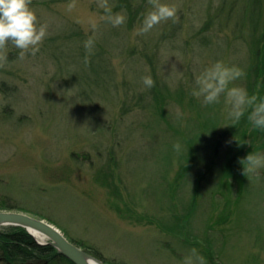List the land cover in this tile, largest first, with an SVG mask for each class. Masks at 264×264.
I'll return each instance as SVG.
<instances>
[{"label":"rangeland","instance_id":"374dc122","mask_svg":"<svg viewBox=\"0 0 264 264\" xmlns=\"http://www.w3.org/2000/svg\"><path fill=\"white\" fill-rule=\"evenodd\" d=\"M249 1L162 0L179 6L182 30L175 43L163 37L173 20L138 35L141 22L120 35L97 0H76L72 10V0H33L48 35L23 59L9 44L0 67V82L16 88L0 90V202L9 198L13 210L49 220L107 264H183L192 249L205 264H264V169L250 175L241 192L237 182L227 189L229 136L214 165L209 161L214 139L232 126L228 107L223 96L205 105L192 94L196 75L216 62L239 67L244 75L234 84L245 88L250 50L241 18L258 11ZM260 12L264 18V0ZM208 13L218 17L213 26L221 36L203 45L197 31ZM71 28L103 40L113 66L97 56L98 73L84 63L79 43L61 38ZM145 51L155 54L170 93L183 89L184 96L173 97L164 116L137 108L122 117L117 98L124 85L116 98L108 75L114 68L119 84L125 78L131 84V95L143 92L142 78L153 70ZM88 153L90 159L80 156Z\"/></svg>","mask_w":264,"mask_h":264},{"label":"trees","instance_id":"16d2710c","mask_svg":"<svg viewBox=\"0 0 264 264\" xmlns=\"http://www.w3.org/2000/svg\"><path fill=\"white\" fill-rule=\"evenodd\" d=\"M112 7V13H123L126 16L125 23L118 26L119 28L118 34L122 35V32L125 30L133 29L137 24L143 22L145 15L151 8V5L148 3V0H112L110 3ZM249 7L256 8L258 11L255 13L252 12L251 16L242 17V28L246 33L241 35L244 38V41L249 46V64L245 66L246 68V76L245 79V89L248 91L249 95H257L260 98H264V18H262V13L260 12L261 8V0H250ZM234 6H230L228 12V19L232 17L234 12L232 11ZM105 13L103 9L100 10ZM257 13H259L257 15ZM218 17H213L212 15L205 17L202 27L197 31V36L201 44L207 45L212 43L214 35L219 31L214 28L215 19ZM182 19L178 18L175 21L173 27H171L170 32H165L163 37L171 39L176 43L177 38L179 36L180 31L182 30ZM109 22V21H107ZM239 23V22H238ZM237 23V24H238ZM107 24V23H106ZM118 29V28H117ZM221 30V29H220ZM64 38V43L71 42V45H75V43H79L77 45V51L81 52V57L84 60V57L88 55V63L92 67L93 71H98L96 62V57L100 60L103 59L105 62L108 60L112 65V54L113 51L108 47L107 44L103 42L96 35L84 36L82 30L78 28H71V31L66 33V35L61 36ZM89 38H93L95 40L94 46L97 49L93 48L92 52L89 54L84 47V43ZM60 38L51 37L50 41H56ZM68 41V42H67ZM63 43V42H61ZM174 43V44H175ZM107 45V46H106ZM120 48V47H119ZM122 48V47H121ZM124 50V49H123ZM122 50V51H123ZM134 48L132 49V53H134ZM80 54V53H79ZM143 56L149 61L152 65V79L154 80V86L151 88L144 89L143 92H135L132 95L128 92L130 83L125 78L123 83L119 84L116 80V70L111 68L110 74L108 76L111 77L110 81L114 85L116 93L115 96L117 98V92L119 93V89L121 85H124L125 93L122 96V100L117 98L120 103V113L121 116L124 117L133 110L140 108L141 110L151 108L157 114L164 116V111H166V107L170 101H172L175 97L178 99L181 96H184L183 89L178 90L174 96L172 95V90L168 83L160 76L157 70V66L155 64V54H150L149 52H142ZM92 81H97L94 78H90ZM13 85L9 84L7 81L0 82V90L8 93L10 91L15 90ZM174 97V98H173ZM250 111V110H249ZM249 112H245V115L240 119L238 123L234 126L232 125L228 130H224L214 139L212 145V153L210 159V165H214L216 161V157L220 154V149L224 142L226 141V137H230V145L226 155V161L223 167V184L225 183L228 190H231L234 183H238L239 192L244 189L247 177L243 175V165L239 162L241 158H245L251 152H258V150L264 149V142L259 145V139L263 137L264 130L253 127L252 123L248 119ZM193 154V153H192ZM73 155H75L73 153ZM80 154H77L79 157ZM83 156L84 159H90L91 154L80 155ZM109 164L112 166V163L116 162L112 157ZM209 165V167H210ZM183 170H188V166H184ZM105 176L114 175V172L102 170ZM236 183V184H237ZM241 194V193H240ZM197 192L192 201L191 209L194 210L197 204ZM9 199V198H8ZM8 199L4 198L0 202V209H10L13 210L17 206L11 203ZM192 212V211H191ZM190 217V216H189ZM73 241V240H72ZM75 242L77 245L83 247L80 243ZM85 250L96 256L97 258L103 260L105 263H108L107 260L97 251L90 250L86 247ZM214 251H209V259L213 263L215 261ZM215 263V262H214ZM0 264H74L70 259L66 256L62 255L58 249L51 245L47 244L46 246H41L36 242V238L24 227L21 226H4L0 227Z\"/></svg>","mask_w":264,"mask_h":264},{"label":"clouds","instance_id":"9594fccd","mask_svg":"<svg viewBox=\"0 0 264 264\" xmlns=\"http://www.w3.org/2000/svg\"><path fill=\"white\" fill-rule=\"evenodd\" d=\"M148 3L151 5V10L145 15L138 35L148 33L161 22L168 20L175 22L178 19L179 6L177 4L162 2V0H148ZM97 4L104 10L106 19L114 27L125 23V14H113L109 0H97ZM76 6V0H72L67 7L72 10ZM47 35L48 25L41 23L33 7V0H0V67L7 62L9 44L19 50V58L23 59L29 53L35 55ZM94 44L93 38L85 41L84 47L89 54ZM84 63H88V55L84 57ZM243 75L239 67L216 62L196 75L192 94L197 98H202L205 105L217 104L223 96L228 107L227 114L233 126L240 121L245 112H249L248 119L253 127L264 130V98L255 94L249 95L245 88L234 84ZM142 82L146 88L154 86L151 76L143 77ZM174 148L180 151L181 145L176 143ZM239 162L243 165V175L247 178L250 175L259 177L260 170L264 169V153L251 152ZM36 242L41 246H46L41 239H37ZM183 264H205V261L195 249H192L185 257Z\"/></svg>","mask_w":264,"mask_h":264},{"label":"water","instance_id":"95a60500","mask_svg":"<svg viewBox=\"0 0 264 264\" xmlns=\"http://www.w3.org/2000/svg\"><path fill=\"white\" fill-rule=\"evenodd\" d=\"M21 226L26 228L37 240L33 231L40 232L47 237L45 245L51 244L58 251L70 259L74 264H90L89 256H93L100 264H107L97 258L83 247L69 239L62 230L49 220L36 217L26 212L17 210H0V227Z\"/></svg>","mask_w":264,"mask_h":264},{"label":"bare ground","instance_id":"6f19581e","mask_svg":"<svg viewBox=\"0 0 264 264\" xmlns=\"http://www.w3.org/2000/svg\"><path fill=\"white\" fill-rule=\"evenodd\" d=\"M33 233L35 234L37 239H41L44 242H46L48 240L47 237L44 234L40 233V232L33 231ZM88 259H89L90 264H100V262L97 259H95L93 256H89Z\"/></svg>","mask_w":264,"mask_h":264}]
</instances>
